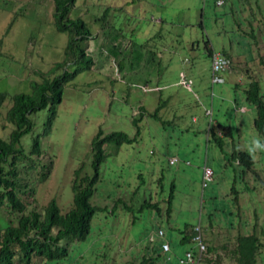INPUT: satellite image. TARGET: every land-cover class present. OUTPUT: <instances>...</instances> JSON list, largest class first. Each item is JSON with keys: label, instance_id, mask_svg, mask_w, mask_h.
<instances>
[{"label": "rangeland", "instance_id": "374dc122", "mask_svg": "<svg viewBox=\"0 0 264 264\" xmlns=\"http://www.w3.org/2000/svg\"><path fill=\"white\" fill-rule=\"evenodd\" d=\"M223 1L75 0L69 18L86 24L93 64L64 84L50 129L46 109L31 115L32 131L20 141L26 153L36 148L26 210L53 198L61 212L70 208L73 171L84 164L83 172L93 173L91 140L99 129L133 141L103 146L90 201L105 210L94 215L87 238L70 244L63 259L31 264H138L153 254L159 229L170 251L153 264H181L186 251L197 254L192 241L180 243L184 225L199 226L205 245L215 247L199 264H236L238 234L256 233L264 243V151L250 153L251 169L233 156L259 136L245 89L253 75L264 93V0ZM53 10L52 0H0V93H29L63 60L68 35L56 30ZM208 49L230 61L222 83H211ZM10 104L7 98L0 108L3 138ZM226 128L230 134L219 135ZM205 168L212 177L203 187ZM149 200L160 203V213L142 207ZM20 215L0 208L11 225ZM255 258L264 264V248Z\"/></svg>", "mask_w": 264, "mask_h": 264}, {"label": "trees", "instance_id": "16d2710c", "mask_svg": "<svg viewBox=\"0 0 264 264\" xmlns=\"http://www.w3.org/2000/svg\"><path fill=\"white\" fill-rule=\"evenodd\" d=\"M52 1L54 4V26L57 31L68 35L63 51V60L55 63L42 75L43 77L39 81L31 84L29 93H17L10 97L0 93V108L7 98L11 102L3 116L11 126V130L6 138L0 136V208L6 206L11 211L21 213L16 225H11L9 221L0 218V264L57 261L67 255L70 244L84 241L90 234L91 221L96 212L105 210V208L92 205L90 201L99 178L100 164L106 156L103 146L113 144L119 147L123 143L133 141L123 132L114 131L103 135V131L99 129L91 140L93 173H84V164L73 171L70 186L72 192L70 208L61 212L56 199L53 198L39 211L36 209L26 210L33 200L35 190V185L29 181L28 176L27 168L33 166V160L29 158V155L35 153L36 148L32 146V150L26 153L20 147V141L24 135L32 131L31 115L46 109L48 116L44 127L45 130L50 129L56 105L60 103L64 84L72 79L78 71L90 69L93 64L92 59L86 54L88 41L91 38L86 24L80 18H69L75 0ZM212 53L214 52L208 49L210 58ZM70 66H76V68L70 71ZM249 78L245 89V100L254 107L253 127L256 133L264 137V93H262L257 78L253 79V75ZM210 130L212 129L210 128ZM220 134H230L229 129L222 130ZM233 156L238 164H244L247 169H251L254 161L250 153L238 151L233 152ZM49 171L50 167L45 173H41V175L38 173L36 180L42 182L48 176ZM254 174L258 179V174L255 172ZM173 188L174 186L171 184L170 194L166 200L167 213L171 211ZM121 207L123 209L130 208L125 204ZM142 207H149L157 213L161 211L158 201H145ZM255 219L257 220V217ZM255 223L253 224L255 225ZM194 228V226L184 225L183 230H180L182 234L180 243L192 241L195 234ZM262 231L261 229L258 234L263 235ZM148 241L153 242L149 239ZM262 248H264V243L260 242L256 233L238 234L234 248L236 264H255V257ZM211 250H215V247L207 244L206 252ZM168 252H163L158 242L154 246L153 254L143 256L138 264H153L160 254ZM204 257L205 253L198 261L197 257H194L193 264H199ZM183 258L179 259V263Z\"/></svg>", "mask_w": 264, "mask_h": 264}, {"label": "built area", "instance_id": "2783aa9c", "mask_svg": "<svg viewBox=\"0 0 264 264\" xmlns=\"http://www.w3.org/2000/svg\"><path fill=\"white\" fill-rule=\"evenodd\" d=\"M222 2H223V0H217L216 4L221 5ZM210 68H211V75H212V83H221L223 81L222 74L226 70H228V68H229V61L224 56H222L218 53H212ZM182 75H181V77H182ZM182 83L189 87V85L187 83H185L184 81ZM205 114L209 115L210 111L206 110ZM173 161H175V160H173ZM211 175H212L211 169L205 168L204 173H203V180L204 181L210 180ZM203 185H205V182L203 183ZM155 235H156V238L158 240H160V247H161L162 251L168 252L169 251V244L167 241H164V239H163V237H164L163 231L157 230ZM149 240L153 241L154 237L150 236ZM192 241L196 246L197 260H199L205 252V245L202 241V236L200 234L199 227L195 228V235L193 236ZM180 262L183 264H193L194 263V255L192 254L191 251H187L185 253L184 258L182 260H180Z\"/></svg>", "mask_w": 264, "mask_h": 264}, {"label": "clouds", "instance_id": "9594fccd", "mask_svg": "<svg viewBox=\"0 0 264 264\" xmlns=\"http://www.w3.org/2000/svg\"><path fill=\"white\" fill-rule=\"evenodd\" d=\"M215 53V52H214ZM223 56V55H222ZM226 58V57H225ZM226 59H228V58H226ZM228 61H229V59H228ZM210 65H211V58H210ZM230 69V61H229V68H228V70ZM228 70H226V71H228ZM210 72H211V68H210ZM222 79H223V77H222ZM211 83H212V75H211ZM222 83V82H221ZM214 84V83H213ZM242 111H245V109L244 108H242L241 109ZM210 114H211V112H210ZM209 114V115H210ZM219 135H221L220 133H219ZM246 149H247V152L248 153H252V154H254V153H256V152H258V151H264V137H261V136H256V137H254V138H252L251 139V141L246 145ZM173 160H177V159H173ZM174 161V162H175ZM211 177H212V175H211ZM202 179H203V177H202ZM211 179V178H210ZM205 181L203 180V183H204ZM206 184V183H205ZM202 186L204 187L205 185H203L202 184ZM196 227H199V226H195V228ZM195 228H194V233H195ZM199 229H200V227H199ZM159 230H161V229H159ZM200 234H201V230H200ZM195 235V234H194ZM150 236H152V235H150ZM201 236H202V234H201ZM150 238V237H149ZM193 238V237H192ZM155 240V239H154ZM153 240V241H154ZM158 240V239H157ZM164 241H166V240H164ZM202 241H203V243H204V239H203V236H202ZM158 242L160 243V240H158ZM193 242V241H192ZM195 245V244H194ZM204 245H205V243H204ZM195 249H196V246H195ZM197 251V250H196ZM187 252V251H186ZM205 252H206V245H205ZM204 252V253H205ZM192 254H193V252H192ZM194 255V254H193ZM203 256V255H202ZM194 257H197V254L194 256ZM198 261V260H197Z\"/></svg>", "mask_w": 264, "mask_h": 264}]
</instances>
